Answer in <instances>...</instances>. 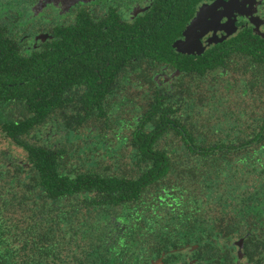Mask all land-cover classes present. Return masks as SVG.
<instances>
[{
  "label": "trees",
  "instance_id": "16d2710c",
  "mask_svg": "<svg viewBox=\"0 0 264 264\" xmlns=\"http://www.w3.org/2000/svg\"><path fill=\"white\" fill-rule=\"evenodd\" d=\"M140 40L145 52L121 39V63L138 58L130 63L132 76L121 73L129 83L115 92L121 100L108 92L112 75L101 83L102 73L89 64L70 66L62 51L47 85L35 71L10 95L0 84V124L26 156L9 165L8 155H0V264H84L102 252L108 258L91 264H121L105 237L115 223L128 224L131 253L154 232L183 233L186 221L197 231L215 207L231 205L243 189L260 200L264 38L238 37L233 66L228 46L195 58L173 54L162 36ZM167 57L177 62L172 70H180L172 85L132 84L153 79L154 59ZM18 59L1 54L0 77ZM108 59L113 67L116 57ZM227 62L232 68L223 69ZM85 84L107 99L89 100ZM16 110L28 114L16 118ZM49 122L63 130L55 148L38 144ZM52 135L46 131L45 139Z\"/></svg>",
  "mask_w": 264,
  "mask_h": 264
},
{
  "label": "flooded vegetation",
  "instance_id": "af4514ba",
  "mask_svg": "<svg viewBox=\"0 0 264 264\" xmlns=\"http://www.w3.org/2000/svg\"><path fill=\"white\" fill-rule=\"evenodd\" d=\"M253 35L264 38V0H0V55H20L18 62L7 64L0 84L7 87L10 95L11 87L22 83L20 78H28L30 71H35L37 77L42 76L38 83L47 85L44 80L53 75L49 70L55 68L58 52L62 51L63 60L70 66L89 64L94 73H102V77L97 75L101 83L105 82L103 75H112L108 92H112L114 100H121V93L115 92L121 89V82L129 84L121 73L132 76L130 63L138 60L134 56L128 63H121L123 38L129 40L133 51L145 52L141 38L162 36L173 54L195 58L228 46V59L233 66L241 52L236 47L238 37ZM112 56L116 57L113 67L108 59ZM154 61L153 79L138 77L132 84L172 85L180 72L172 70L177 62L172 64L170 57ZM231 66L228 63L223 69ZM85 86L89 100L107 99L98 96L95 85ZM73 90L74 96L77 89ZM14 113L16 118L28 114L26 110ZM52 124L43 128L44 136L38 144L53 148L59 145L58 132L63 130L57 126L53 129ZM46 131L53 134L51 141L45 139ZM0 132L24 152L1 124ZM3 153L8 155L9 165L12 161H26V156L20 157L11 148H1L0 155ZM239 194L240 198L231 205L215 207L213 212L217 215L212 213L200 222L197 231L190 229L194 223L186 221L183 233L175 228L157 237L154 232L144 248L136 246L129 253L125 244L128 224L121 221V225L115 223V228L105 234L110 241L107 245L118 250L114 257L121 264H264V192L259 201L254 200L251 189ZM102 255L107 257L102 252L89 255L83 262L91 264Z\"/></svg>",
  "mask_w": 264,
  "mask_h": 264
},
{
  "label": "rangeland",
  "instance_id": "374dc122",
  "mask_svg": "<svg viewBox=\"0 0 264 264\" xmlns=\"http://www.w3.org/2000/svg\"><path fill=\"white\" fill-rule=\"evenodd\" d=\"M1 148H11L16 154H18L20 157H24L25 153L22 151L21 148L13 145L10 143L8 139H6L2 133L0 132V149ZM217 215L216 212H213V216Z\"/></svg>",
  "mask_w": 264,
  "mask_h": 264
}]
</instances>
